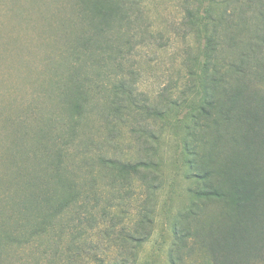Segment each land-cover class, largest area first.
<instances>
[{
    "label": "rangeland",
    "instance_id": "374dc122",
    "mask_svg": "<svg viewBox=\"0 0 264 264\" xmlns=\"http://www.w3.org/2000/svg\"><path fill=\"white\" fill-rule=\"evenodd\" d=\"M76 1L0 0V223L14 230L15 219L26 216L6 218L13 205L15 211L40 189L62 195L68 180L84 194L96 189L95 217L85 219L78 200L54 219L51 234L20 245L0 242V264H171L170 258L175 264H212L191 232L219 205L183 215L195 185L180 149L187 110L181 98L193 95L188 66L199 74L204 42L185 17L200 0H134L130 19L112 26L101 55L81 48V33L89 30ZM224 1L234 8V0ZM246 20L241 27L251 26ZM121 82L138 107L115 113L108 105L112 98L120 95L128 106L115 87ZM73 83L83 87L85 99L83 110L71 115ZM174 98L179 104L167 108ZM145 106L165 109L162 118H153ZM100 158L155 161L153 192L140 174L114 183V172ZM33 174L39 179L26 190ZM38 207L44 211L38 204L34 211ZM103 209L107 219L100 221ZM138 234L146 236L139 245ZM93 256L99 258L90 261ZM257 258L253 264H264V251Z\"/></svg>",
    "mask_w": 264,
    "mask_h": 264
},
{
    "label": "trees",
    "instance_id": "16d2710c",
    "mask_svg": "<svg viewBox=\"0 0 264 264\" xmlns=\"http://www.w3.org/2000/svg\"><path fill=\"white\" fill-rule=\"evenodd\" d=\"M224 3V0H200L194 9L186 11V25L200 33L204 42L201 57L196 59L199 74L188 66L187 87L193 95L181 98L187 110L179 126L185 131L180 149L187 176L195 185L189 187L192 201L183 215L190 218L207 203L218 204V211L201 220L192 228L191 235L200 239L212 264H253L264 251V89L258 87L259 82L264 84V0H234L231 10ZM76 5L89 30L86 33L84 28L81 33V48L89 46L101 55L111 43L112 26L116 23L120 27L119 24L130 19V10L137 4L134 0H77ZM247 18L251 25L249 29L245 27L250 32L248 35L241 27ZM103 43L106 50L101 47ZM231 52L233 57L229 55ZM115 87L124 95L128 106L121 104L123 98L119 95L108 104L113 112L138 107L132 106L130 88L126 89L122 82ZM71 88L74 94L69 99L71 115L79 114L84 106V90L77 83ZM178 104V98H174L167 108ZM143 110L155 119H161L165 111L154 106H145ZM101 162L114 172V183L118 178L140 174L139 179L153 192L158 170L155 161L100 158ZM143 171L151 176H141ZM27 178L24 186L30 190L38 176ZM66 184L62 195L55 190L47 194L40 189L31 191L28 200H21L15 211L14 205L10 206L6 218H12L15 213L26 217L15 219L14 230L5 229L2 221L0 242L20 245L51 234L56 229L54 219L78 200L82 201L80 209L88 214L85 219L95 217L91 210L97 205L96 189L84 194L69 180ZM56 196L58 199L53 201ZM88 199L94 201L90 207L86 203ZM35 204L43 206L44 211L39 207L34 211ZM149 216V213L144 215L146 219ZM106 217V210H100L98 219L106 220ZM145 237L138 234L137 245ZM98 258L93 256L90 261ZM170 261L175 264L173 258Z\"/></svg>",
    "mask_w": 264,
    "mask_h": 264
}]
</instances>
